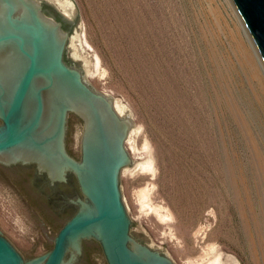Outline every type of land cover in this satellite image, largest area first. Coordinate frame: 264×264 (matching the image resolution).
Here are the masks:
<instances>
[{"label":"rangeland","instance_id":"374dc122","mask_svg":"<svg viewBox=\"0 0 264 264\" xmlns=\"http://www.w3.org/2000/svg\"><path fill=\"white\" fill-rule=\"evenodd\" d=\"M45 1L68 24L69 61L134 123L119 176L133 237L179 264H255L243 228L257 239L252 217L264 220V93L231 0ZM69 125L78 156L82 123ZM0 233L25 261L53 246L1 171ZM72 264L106 263L97 252Z\"/></svg>","mask_w":264,"mask_h":264},{"label":"water","instance_id":"95a60500","mask_svg":"<svg viewBox=\"0 0 264 264\" xmlns=\"http://www.w3.org/2000/svg\"><path fill=\"white\" fill-rule=\"evenodd\" d=\"M40 1L65 21L68 30L62 15L47 1ZM231 2L264 64V0ZM67 38L59 24L41 14L37 2L0 0V162L35 163L53 178H63L65 170L72 168L85 196L65 223L75 209L59 202L34 167L0 163V171L43 217L54 238L49 252L25 261L0 233V264H72L80 240L90 236L101 241L109 264H140L133 253L148 261L160 252L143 244L136 246V252L127 248L135 240L129 235L131 222L119 176L132 163L124 140L134 123L129 116L117 114L111 96L94 89L80 70L63 62ZM69 112L85 122L81 163L66 156L62 148ZM100 135H109L110 145H100L96 139ZM77 193L73 187L67 196ZM69 248L74 252L65 260Z\"/></svg>","mask_w":264,"mask_h":264},{"label":"flooded vegetation","instance_id":"af4514ba","mask_svg":"<svg viewBox=\"0 0 264 264\" xmlns=\"http://www.w3.org/2000/svg\"><path fill=\"white\" fill-rule=\"evenodd\" d=\"M35 2H37L40 5V12L43 16L50 18L54 23L59 24L60 26V31L63 34H67L69 36V31L66 30V26H65V21L59 17L56 14H52L46 7H45V3H43L40 0H33ZM67 42H68V38L66 39V43H65V47L62 53V59L63 62L73 68H77V66L73 63H71L66 55V50H67ZM79 70V69H78ZM74 115L77 120L79 122L82 123V132H81V137H80V142H79V155L76 156L74 154H72L69 151L68 148V135H69V122H70V116ZM1 124V121H0ZM61 141H62V148H63V152L65 153L66 156L70 157L72 160L81 163L82 158H83V153H84V146H85V122L83 119H81L77 114H75L74 112H69L67 114V117L65 119V124H64V130L61 136ZM96 139L98 140L100 145H110V137L109 135H100L97 136ZM1 163V162H0ZM4 166H22V167H29L32 166L35 169L36 172V176H39L41 178L44 179V181L47 182V184L51 187V189L54 190V192L57 194L58 196V200L59 202H61V204L65 207L67 206H72L75 210L74 212L70 215V217L65 221V223L71 219L76 212L78 211V200H83L84 201V194L82 192L81 186L79 184V180H78V176L77 173L73 171V169H66L63 178H53L47 171V169L44 170H39L36 166L35 163H26V164H22V163H12L9 165H5L3 163H1ZM77 188L78 193L76 195H71V197H68V190H71L72 188ZM65 223L61 226V228L65 225ZM60 228V229H61ZM59 229V230H60ZM59 232V231H58ZM57 232V234H58ZM56 234V235H57ZM129 235L135 240V244L132 243L131 241H129L127 243V248L129 249V251L131 252H136V246H140V245H146L148 248L152 249V250H159V254L157 255H153L151 259H149L148 261L145 260V257H142L140 254L138 253H133L132 257L137 260L140 264H179L177 263L171 256H169L168 254H166L164 251L160 250V249H156V248H152L150 246H148L146 243H144L143 241L133 237V235L131 234V223H130V227H129ZM56 237V236H55ZM53 244H54V240H53ZM53 247V246H52ZM52 249V248H51ZM73 249L69 248L66 251L65 254V260L69 259L70 256L72 255ZM100 252V254H102L105 263H108L107 257H106V253H105V249L104 246L102 245L101 241L96 238L95 236H90V237H83L80 240V250L79 252H74L75 254V262L80 261L81 259L84 258H91V256L94 253ZM143 258V259H142ZM167 258V259H166Z\"/></svg>","mask_w":264,"mask_h":264},{"label":"bare ground","instance_id":"6f19581e","mask_svg":"<svg viewBox=\"0 0 264 264\" xmlns=\"http://www.w3.org/2000/svg\"><path fill=\"white\" fill-rule=\"evenodd\" d=\"M228 1V4L229 5H232L231 2L229 0ZM232 7V6H231ZM233 9V7H232ZM236 17L238 19H240L239 15L236 14V9L234 8L233 9ZM236 11V12H235ZM238 15V16H237ZM217 17V16H216ZM220 19V18H219ZM217 20V19H216ZM241 21V19L239 20ZM219 22V21H218ZM242 23V24H241ZM244 24L243 22H240V27L244 28L243 27ZM218 29L223 33L225 34V31H224V28L222 26H219L217 25ZM240 27H239V30H240ZM245 30V29H244ZM247 36H248V48L245 49V51L243 52V59H242V63L243 65H245L249 70L251 69V72L253 74V78H256L258 79V83H259V86L261 87V90L263 91L264 93V64H263V61L259 55V53L257 52L255 46H254V43L251 39V37L249 36V34L247 33ZM241 56V55H240ZM114 105V104H113ZM114 109L115 111L117 112V114L121 117H126V116H123L122 114V108H121V105L119 103L115 104L114 105ZM264 164V163H263ZM258 168V167H257ZM137 169V168H136ZM260 169V168H259ZM263 176V175H262ZM259 176L260 178H262L264 180V176ZM258 179V178H257ZM264 182V181H263ZM255 183V182H254ZM258 188H259V184L257 183ZM262 186V185H261ZM260 186V187H261ZM264 187V185H263ZM247 188V187H246ZM260 189V188H259ZM263 192H259L258 194V202H259V206L261 208V210H263L264 208V188L262 189ZM260 200V201H259ZM251 202V201H250ZM252 205V204H251ZM242 207V206H241ZM251 208V207H250ZM244 212V211H243ZM264 213V212H263ZM254 214V213H253ZM259 214V213H258ZM241 215V214H240ZM251 215V214H250ZM260 216V215H259ZM252 221H254V224H255V228H256V234H257V239L253 238L252 234L250 233V230H249V226H248V223L247 222H244V228L245 229V232L248 234V244L249 245V249H250V253H251V257H252V260L255 262V264H264V234L263 232L261 231V228H264V220H262V222L260 223L259 222V218L258 216H254L252 217ZM263 219V218H262ZM247 220V219H246ZM261 220V219H260ZM254 226V225H253ZM248 248V247H247Z\"/></svg>","mask_w":264,"mask_h":264}]
</instances>
